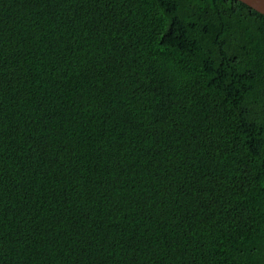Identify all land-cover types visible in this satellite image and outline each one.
<instances>
[{"label": "trees", "instance_id": "16d2710c", "mask_svg": "<svg viewBox=\"0 0 264 264\" xmlns=\"http://www.w3.org/2000/svg\"><path fill=\"white\" fill-rule=\"evenodd\" d=\"M0 264H264V15L0 0Z\"/></svg>", "mask_w": 264, "mask_h": 264}, {"label": "water", "instance_id": "95a60500", "mask_svg": "<svg viewBox=\"0 0 264 264\" xmlns=\"http://www.w3.org/2000/svg\"><path fill=\"white\" fill-rule=\"evenodd\" d=\"M264 15V0H239Z\"/></svg>", "mask_w": 264, "mask_h": 264}]
</instances>
